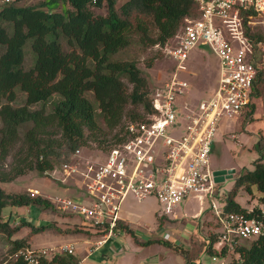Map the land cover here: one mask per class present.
<instances>
[{
  "label": "trees",
  "instance_id": "obj_1",
  "mask_svg": "<svg viewBox=\"0 0 264 264\" xmlns=\"http://www.w3.org/2000/svg\"><path fill=\"white\" fill-rule=\"evenodd\" d=\"M20 1L0 0V101H6L0 105V161L21 141L12 153L10 166L0 169V183L10 182L31 170L39 173L50 170L55 160L69 161L75 149L88 146V140L96 141L104 152L122 142L127 122L143 120L146 113L153 111L150 97L153 87L141 74L136 60L122 54L134 35L140 43L147 39L150 44L164 47L186 18L199 15L194 0H41L32 4ZM55 2L63 3L65 8L49 9ZM94 9L102 12L96 13ZM246 35L252 43L262 38L260 31L248 28ZM27 42L31 62L24 66ZM251 55L256 73L249 103L242 110L249 115L254 111V98L264 94V56L254 48ZM152 61L153 58L147 65ZM16 86L24 92L25 100L22 105L12 106ZM53 95L57 98L50 107L46 106ZM35 103L40 106L31 108ZM106 134H111L109 142ZM242 189L252 197L254 189L260 194L258 203L264 200L261 159L254 162L252 170L240 173L223 194V211L244 213L264 223L257 204L247 209L236 201ZM7 205L53 210L54 202L27 191H7L0 185V233L11 239V258L3 264H29L21 256L12 255L19 248L29 247L33 233L50 227L61 231V228L53 222L23 221L21 225H12L11 215L2 216ZM212 221L218 228L219 222ZM26 223L31 225L30 233L13 239ZM115 229L133 235L129 224L121 219ZM249 240L248 244L238 241L232 248L218 246V232H210L208 241H191L195 247L189 249L165 239L156 241L175 248L187 264L203 252L222 258L235 254L227 262L212 264H264V227ZM136 241L147 244L151 240ZM78 263L77 255L54 254L41 257L36 264Z\"/></svg>",
  "mask_w": 264,
  "mask_h": 264
},
{
  "label": "built area",
  "instance_id": "obj_2",
  "mask_svg": "<svg viewBox=\"0 0 264 264\" xmlns=\"http://www.w3.org/2000/svg\"><path fill=\"white\" fill-rule=\"evenodd\" d=\"M194 1L199 15L186 18L175 40L163 47L171 68L151 91L153 111L143 120L127 122L125 139L102 156L84 158L77 148L69 161L56 168L60 181L76 180L83 191L81 196L56 198L59 207L80 216L82 226L93 233L99 232L97 238L85 241V257L96 255L117 237L119 205L128 194L138 200L156 197L164 213H173V206L192 193L200 203L206 196L219 222L218 246L232 248L239 238H253L263 230L261 219L224 212L223 198L221 207L216 205L213 197H219L220 191L215 190L218 182L208 163L221 117H233L249 103L256 73L253 48L264 56V0ZM256 24L262 27V38L252 43L246 32L247 28L256 31ZM197 43L207 45L218 59L217 80L208 97L187 101L189 83L180 72L185 71L189 51ZM257 207L264 216V200ZM75 253L76 244L66 242L49 250L19 248L12 257L36 264L41 257Z\"/></svg>",
  "mask_w": 264,
  "mask_h": 264
},
{
  "label": "rangeland",
  "instance_id": "obj_3",
  "mask_svg": "<svg viewBox=\"0 0 264 264\" xmlns=\"http://www.w3.org/2000/svg\"><path fill=\"white\" fill-rule=\"evenodd\" d=\"M41 0H21L20 3L32 4L38 3ZM63 3H52L49 9L61 10L64 9ZM96 13H101L99 9H94ZM254 30L261 32V25L253 26ZM172 41L175 40L173 37ZM29 42L25 45L24 66H28L31 62V53L28 51ZM124 58L136 60V63L141 71V74L146 76L150 87L156 86L158 83L168 77L171 68V61L163 51V47L157 44H150L146 39L143 43L138 41V36L134 35L131 43L122 54ZM153 58L152 64L147 65L149 60ZM185 71L180 72V76L186 79L189 83V94L186 97L187 101H195L197 99L208 97L214 88L217 80L218 59L203 43L197 45L189 51L188 58L185 62ZM15 99L10 102L12 106L24 104L25 94L18 86L14 88ZM57 98L56 95L48 101L46 106H51V101ZM5 99L0 101V105L5 103ZM40 103L30 105L31 108H37ZM25 126L20 129V136L24 131ZM117 129V128H116ZM114 129L113 132L116 130ZM111 134H106L109 142ZM20 140L14 145L10 154L5 160L0 161V169H5L10 166L12 153L20 145ZM258 142V147L256 144ZM88 146L81 149V154L84 158L93 159L95 156H102L105 152L101 151L97 142L88 140ZM258 159L264 163V94L254 98V111L234 115L233 117L222 116L219 122L218 132L215 134L210 151L208 168L212 172L218 169H233L232 177L222 182L215 184V190L219 188L220 196L213 197L214 202L218 207H221V199L223 194L229 190L234 179L242 172L252 170L254 162ZM59 160L54 161L53 168L42 173L36 170L28 171L27 173L18 176L10 182H1L0 185L7 191H27L42 195L54 202V209H42L39 207L28 206H5L2 209V216L11 215L10 223L12 225H21L23 221L33 223H50L53 222L60 226L61 231H56L53 227L45 228L41 231L33 233L28 243L32 249L45 248L49 250L56 245L72 242L76 244L77 255L79 250L83 249L86 244L83 240H93L97 238V234L92 231H86L88 228L82 226V218L75 213L63 210L56 198L69 196L75 197L82 194L79 191V182L76 180H67L66 183L60 181L59 174L56 171L59 165ZM253 197L246 191L239 190L236 196V201L244 208H251L258 204L260 194L253 189ZM118 217L129 224L133 231V235L123 233L116 244L122 248L123 255L121 264H184V258L177 252L175 248H171L163 243H158L156 240H169L179 246L195 247L194 242L208 241V233L218 232V228L214 226L215 216L210 210V201L206 196H203V201L200 203L194 193L181 199L173 206V213H164L163 205L154 196H148L142 200H138L131 194L124 197L119 205ZM75 226L80 228L75 230ZM31 225L24 224L13 235V239L21 238L30 233ZM70 230L68 232H64ZM71 230H75L73 233ZM181 234H183L181 236ZM186 236V241L184 242ZM191 235V236H190ZM190 236V237H189ZM250 239V238H249ZM239 238V241L248 244L250 240ZM139 241L151 240L147 244L137 243ZM110 241H108L109 243ZM112 242V241H111ZM196 244V243H195ZM108 245V244H107ZM11 247V239L9 240L4 234L0 233V264L11 258L9 248ZM76 254V253H75ZM231 254V253H229ZM233 255H228L225 258L220 256L212 257L206 253H201L197 260H193L190 264H212L218 262H227L232 259ZM120 253L117 256H119ZM96 255L86 256L82 260V264L89 261H101ZM187 264V263H185Z\"/></svg>",
  "mask_w": 264,
  "mask_h": 264
},
{
  "label": "crops",
  "instance_id": "obj_4",
  "mask_svg": "<svg viewBox=\"0 0 264 264\" xmlns=\"http://www.w3.org/2000/svg\"><path fill=\"white\" fill-rule=\"evenodd\" d=\"M79 191H80V189H79ZM81 192V191H80ZM76 197H77V195H76ZM122 220V219H121ZM124 221V220H123ZM127 223V222H126ZM123 231H119V233H118V235H117V237L116 238H112L111 240H109L110 242L108 243H105V245L102 247V249L101 250H99L98 251V253L96 254V256H98L99 258H102V260L101 261H89V262H87L86 264H99V263H101V262H107V263H109V264H121L122 262H121V257H122V255H123V251H122V248H120L119 247V245H117L116 244V241H117V239L120 237V236H122L123 235ZM183 234H181V236H182ZM186 236L187 235H185L184 234V236L183 237H185V240H183L184 242L186 241ZM191 236V235H190ZM189 236V237H190ZM87 240V239H86ZM86 240H83V243L85 244L86 242ZM112 241V242H111ZM69 242V241H68ZM190 243H191V241H190ZM108 244V245H107ZM86 246V245H85ZM181 247H183V248H185L184 246H181ZM77 249V248H76ZM120 253V255L119 256H117L116 257V255H118ZM76 255H77V252H76ZM78 258H79V264H82V260H84V258H85V253H84V248L83 249H81V250H79V253H78ZM141 264H144V262L143 263H141ZM184 264H185V262H184Z\"/></svg>",
  "mask_w": 264,
  "mask_h": 264
},
{
  "label": "water",
  "instance_id": "obj_5",
  "mask_svg": "<svg viewBox=\"0 0 264 264\" xmlns=\"http://www.w3.org/2000/svg\"><path fill=\"white\" fill-rule=\"evenodd\" d=\"M233 169H218V170H214L213 171V175H214V180L216 182H222L226 179H229L232 177L231 173H232Z\"/></svg>",
  "mask_w": 264,
  "mask_h": 264
}]
</instances>
